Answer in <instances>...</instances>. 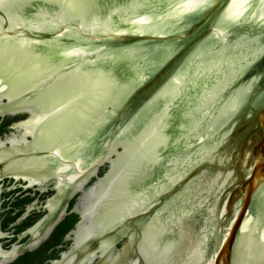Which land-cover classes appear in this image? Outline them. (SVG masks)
I'll list each match as a JSON object with an SVG mask.
<instances>
[{
	"label": "water",
	"instance_id": "water-1",
	"mask_svg": "<svg viewBox=\"0 0 264 264\" xmlns=\"http://www.w3.org/2000/svg\"><path fill=\"white\" fill-rule=\"evenodd\" d=\"M21 113L0 178L69 196L110 163L77 241L180 201L145 264H264V0H0V116Z\"/></svg>",
	"mask_w": 264,
	"mask_h": 264
},
{
	"label": "flooded vegetation",
	"instance_id": "flooded-vegetation-1",
	"mask_svg": "<svg viewBox=\"0 0 264 264\" xmlns=\"http://www.w3.org/2000/svg\"><path fill=\"white\" fill-rule=\"evenodd\" d=\"M28 118L27 113L0 116V127L8 123L0 140L11 134L19 139L23 130L15 126L25 124ZM109 168L108 162L100 165L69 196L66 194L71 186L60 185L56 178L46 181L0 178V264H145L141 255L143 232L151 223L166 226L167 216L172 214L178 216L175 221L183 220L180 201L171 204L169 210L167 207L150 209L156 202H140L136 204L139 209L128 210L98 234L87 240H76L84 224L87 193ZM140 188L149 197L155 192L148 185ZM169 230L171 235L165 230L160 244L166 243L167 235L173 237L178 246L172 260L179 262L184 252L183 241L176 234V228L169 226ZM102 241L106 242L104 249L99 246Z\"/></svg>",
	"mask_w": 264,
	"mask_h": 264
},
{
	"label": "trees",
	"instance_id": "trees-1",
	"mask_svg": "<svg viewBox=\"0 0 264 264\" xmlns=\"http://www.w3.org/2000/svg\"><path fill=\"white\" fill-rule=\"evenodd\" d=\"M7 124L6 125L4 124L3 126L0 127V134H2L4 130H6Z\"/></svg>",
	"mask_w": 264,
	"mask_h": 264
}]
</instances>
